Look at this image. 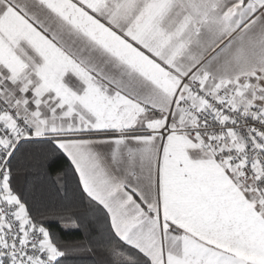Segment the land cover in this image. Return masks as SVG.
<instances>
[{
  "label": "snow or ice",
  "instance_id": "obj_1",
  "mask_svg": "<svg viewBox=\"0 0 264 264\" xmlns=\"http://www.w3.org/2000/svg\"><path fill=\"white\" fill-rule=\"evenodd\" d=\"M60 160L102 264H264V0H0V264H71Z\"/></svg>",
  "mask_w": 264,
  "mask_h": 264
},
{
  "label": "trees",
  "instance_id": "obj_2",
  "mask_svg": "<svg viewBox=\"0 0 264 264\" xmlns=\"http://www.w3.org/2000/svg\"><path fill=\"white\" fill-rule=\"evenodd\" d=\"M67 173V175H65ZM61 177L60 183H57V175ZM22 185L24 181H21ZM37 184L43 193V203L49 207L69 209L66 213L74 218H79L81 227L73 229L70 226L65 227L59 218L47 220L55 233L67 241H82L76 245L77 251L69 257L71 264H102L106 257L98 251H88L89 240L91 239L90 230L97 222L96 215L87 206L86 201H81L78 196L72 193L76 188V181L73 174L68 171L67 162L57 161L50 166L46 165V171L39 173V179L33 180L29 177V184ZM59 189V192H57Z\"/></svg>",
  "mask_w": 264,
  "mask_h": 264
}]
</instances>
